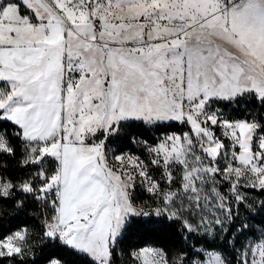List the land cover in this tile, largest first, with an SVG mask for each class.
<instances>
[{"label": "snow or ice", "instance_id": "1", "mask_svg": "<svg viewBox=\"0 0 264 264\" xmlns=\"http://www.w3.org/2000/svg\"><path fill=\"white\" fill-rule=\"evenodd\" d=\"M217 103L246 107L236 118ZM253 103L264 113V0H0V161L20 157L27 172L0 163V208L39 202L40 242L87 264H113L133 224L178 223L186 241L227 232L242 189L264 191V114L249 112ZM134 121L188 130L141 142L148 163L128 154L113 163L105 142ZM138 187L150 205L137 203ZM229 244L232 260L156 247L131 255L264 264V231ZM35 246L27 227L0 236V264H37Z\"/></svg>", "mask_w": 264, "mask_h": 264}, {"label": "trees", "instance_id": "2", "mask_svg": "<svg viewBox=\"0 0 264 264\" xmlns=\"http://www.w3.org/2000/svg\"><path fill=\"white\" fill-rule=\"evenodd\" d=\"M246 106L241 103L235 106L222 105L226 114L242 118L240 113L244 111ZM249 112H255L257 115L264 114L260 112V107L257 104L247 106ZM187 126L180 125L176 122L163 124L160 126L146 125L142 121L130 122L122 127L120 135L116 138H109L105 142V149L112 152H122L124 150L139 152L142 147L134 141V139H142L149 143L156 142L160 134L168 131H187ZM99 136L100 134L97 133ZM20 157L11 160H3L0 163H5L8 166L9 173L15 177H26L27 172L22 168L17 161ZM50 168H55V163L49 164ZM243 194L247 197L245 202L238 205L233 201L234 206L238 210L239 216L228 226L227 232H220L216 229L214 236L205 238L203 235H192L187 241L179 229V224L173 226L156 229H144L136 224H133L124 233L122 240L116 250H114L113 264H136L131 253L133 249L146 245L153 244L159 246L168 252L179 251L180 249L200 252V255L194 257L198 259L204 258V250H218L228 260L233 258V248L229 244V240L235 235L237 239L245 237L255 238L264 231V191L259 189H242ZM143 194V192H140ZM19 195V194H18ZM144 196V194H143ZM146 196V195H145ZM25 201L23 210L16 211L6 203L0 208V236L10 233L20 227H27L34 236V253L37 264H45L48 258L60 259L63 257L64 264H87L86 257L78 255H70L67 249L60 250L57 246L54 248L50 244L41 243L39 240V219L41 216L42 205L31 197L21 196ZM241 224H246L245 233H234V229L240 227ZM191 255V252L189 253Z\"/></svg>", "mask_w": 264, "mask_h": 264}, {"label": "rangeland", "instance_id": "3", "mask_svg": "<svg viewBox=\"0 0 264 264\" xmlns=\"http://www.w3.org/2000/svg\"><path fill=\"white\" fill-rule=\"evenodd\" d=\"M222 105H223V103L214 104L213 105V109H217L218 108V109H221L222 111H224L223 108H222ZM172 132L179 133L181 131H168V132H164V133H162V134L159 135V137L157 138V140L159 138H161L162 136L166 135V134H171ZM217 134L219 135V132H217ZM157 140H156V142H157ZM134 141L138 144V146L142 147V149L139 152L130 151V150H124L122 152H112L111 150H106L105 149L106 150V153H107V155L109 157V160L112 161V157H114L116 155L128 154V155H132V156H138L145 163H148L149 160H150V156H149L148 152L146 151L144 144L141 143V142H144V140L136 138V139H134ZM156 142H154V143L147 142V144L148 145H154ZM112 162L115 163V161H112ZM152 172H153V175L154 176L159 177L160 173H159L158 170L152 169ZM140 192H143L144 196ZM135 196L137 198V203L140 204V205H145V204L150 205L152 203V201L150 200V195L147 192H145L143 190V188L138 187L137 190H136ZM20 228H23V227H20ZM18 229H16V230H18ZM13 231H15V230H13ZM145 247H156V248H160L159 246H156V245H153V244H146V245H143V246H140V247H137V248L133 249L132 252L138 251L139 249L145 248ZM208 252H219V251L218 250H204V258H202V259L195 258V259H197V260H204V259H206L207 258L206 254ZM53 259H55V258H53ZM45 264H48V262L45 263Z\"/></svg>", "mask_w": 264, "mask_h": 264}, {"label": "water", "instance_id": "4", "mask_svg": "<svg viewBox=\"0 0 264 264\" xmlns=\"http://www.w3.org/2000/svg\"><path fill=\"white\" fill-rule=\"evenodd\" d=\"M117 264H119V263H117Z\"/></svg>", "mask_w": 264, "mask_h": 264}]
</instances>
